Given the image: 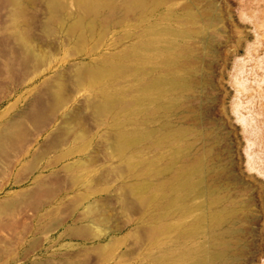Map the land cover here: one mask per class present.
<instances>
[{
	"label": "rangeland",
	"instance_id": "rangeland-1",
	"mask_svg": "<svg viewBox=\"0 0 264 264\" xmlns=\"http://www.w3.org/2000/svg\"><path fill=\"white\" fill-rule=\"evenodd\" d=\"M8 1L0 0V134L9 125L18 133L0 152V264H139L178 218L140 222L166 211L139 201L129 167L115 157L109 118L87 89L89 58L80 56L99 43L70 31L67 9H53L51 0H20L19 14ZM173 5L171 19L160 8L154 21L188 33L169 68L195 84L180 94L178 111L159 120L195 132L188 134L192 154L216 169L206 182L221 189L206 205L219 197L234 209L235 233L226 241L235 264H264V0ZM134 32L142 27L110 33L98 47L120 51Z\"/></svg>",
	"mask_w": 264,
	"mask_h": 264
},
{
	"label": "bare ground",
	"instance_id": "bare-ground-1",
	"mask_svg": "<svg viewBox=\"0 0 264 264\" xmlns=\"http://www.w3.org/2000/svg\"><path fill=\"white\" fill-rule=\"evenodd\" d=\"M51 1L52 4L47 2L53 9L54 6L67 9L70 31L80 29L82 38L96 39L101 46L109 39L110 33L126 26L135 29L142 27V34L136 35L134 32L135 35H129L138 37L120 51H103L97 44L89 52L79 55L89 58L87 89L99 99L101 111H105V116L109 118L108 127L115 134L114 138L112 136V147L118 154L115 157L129 167L130 186L136 190L142 204L153 202L155 207L166 211L158 215L149 212L140 218V222L154 221V218H178L177 222L166 228L163 237L154 239L152 248L155 251L146 255L139 264H235L237 257L226 241L228 236L235 233L232 229L236 222L234 209L225 206V198L219 197L212 199L211 205H206L207 196L221 189L219 184L206 182V176L216 169L209 166L204 158L192 154V143L188 139L191 132L186 127L180 125L168 129L167 124L159 120L167 121L170 112L178 111L182 103L180 94L195 84L193 77L171 73L169 68L171 57H174V45L179 37L186 40L188 33L184 30L176 33L175 29L166 26L158 29L154 21L160 8H166L170 15V18L167 14L162 18L171 19V15L175 14L173 0ZM8 2L19 11L17 14L23 11L20 0ZM71 4L75 10L70 9ZM64 20L59 21L65 25L67 20ZM124 36L117 38L119 44L123 43ZM66 38L69 40L67 35ZM78 53L75 52L76 55ZM156 68H161V73L156 75ZM119 78L122 80L119 81ZM103 80L105 82L101 83ZM168 92H172L170 96H162ZM63 96H56L58 105L62 104L60 107L64 105ZM157 122L162 130L156 129ZM17 133L14 125L3 129L0 152L7 141L11 143L10 140L15 139ZM191 134L196 135L195 132ZM148 152L150 155L146 156ZM95 182L98 183L97 180ZM214 205L217 208H213ZM223 225L226 228L220 229ZM177 227L183 231L176 232V235L170 233ZM205 236L206 240H200Z\"/></svg>",
	"mask_w": 264,
	"mask_h": 264
}]
</instances>
